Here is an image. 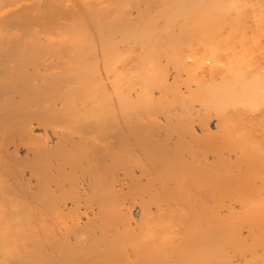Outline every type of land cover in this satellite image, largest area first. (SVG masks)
Segmentation results:
<instances>
[{
  "label": "bare ground",
  "instance_id": "6f19581e",
  "mask_svg": "<svg viewBox=\"0 0 264 264\" xmlns=\"http://www.w3.org/2000/svg\"><path fill=\"white\" fill-rule=\"evenodd\" d=\"M0 264H264V0H0Z\"/></svg>",
  "mask_w": 264,
  "mask_h": 264
},
{
  "label": "rangeland",
  "instance_id": "374dc122",
  "mask_svg": "<svg viewBox=\"0 0 264 264\" xmlns=\"http://www.w3.org/2000/svg\"><path fill=\"white\" fill-rule=\"evenodd\" d=\"M132 206V205H131ZM128 207H130V205L128 206ZM82 209V208H81ZM81 211H86V210H84V208H83V210H81Z\"/></svg>",
  "mask_w": 264,
  "mask_h": 264
}]
</instances>
